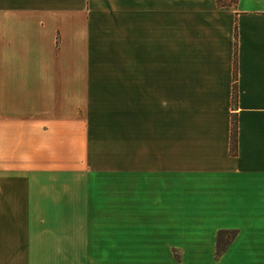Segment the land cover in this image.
Wrapping results in <instances>:
<instances>
[{
  "label": "crops",
  "instance_id": "0c3cea01",
  "mask_svg": "<svg viewBox=\"0 0 264 264\" xmlns=\"http://www.w3.org/2000/svg\"><path fill=\"white\" fill-rule=\"evenodd\" d=\"M0 264H264V0H0Z\"/></svg>",
  "mask_w": 264,
  "mask_h": 264
},
{
  "label": "rangeland",
  "instance_id": "374dc122",
  "mask_svg": "<svg viewBox=\"0 0 264 264\" xmlns=\"http://www.w3.org/2000/svg\"><path fill=\"white\" fill-rule=\"evenodd\" d=\"M222 1L224 2L225 0H222ZM109 98H110V100H111L110 102H112V104L110 106L104 107V109L106 110L105 111L106 114H105V117H103V118H105L104 121H106V122L103 123V125H104L103 129L115 130V133H118L119 135L122 136V131H123V129H122V126H123V106H122L123 92L122 91L110 92ZM115 133H113V134H115ZM122 141H123L122 137L118 138V139H116V138L103 139V140H101V145H103V146L114 145V144L122 145ZM106 150H107V147L101 148V154H106L107 153ZM109 156H110V153H109ZM232 234L236 235L235 232H232ZM232 237H233L232 235H229V236L224 235V237H223L224 242L225 241L226 242L231 241ZM215 257H216V255H215ZM220 258L216 257V259H220Z\"/></svg>",
  "mask_w": 264,
  "mask_h": 264
},
{
  "label": "trees",
  "instance_id": "16d2710c",
  "mask_svg": "<svg viewBox=\"0 0 264 264\" xmlns=\"http://www.w3.org/2000/svg\"><path fill=\"white\" fill-rule=\"evenodd\" d=\"M218 5L221 7H235L238 3V0H225L224 2L222 0H216ZM236 94H237V88L234 86L233 90V104L236 107ZM237 147V124L235 118L233 119V127H232V151L235 152ZM224 235H232L231 241L235 238V234L228 233V232H222L218 235L217 240V251H216V257L220 258L226 251L227 247L230 245L231 241L224 242Z\"/></svg>",
  "mask_w": 264,
  "mask_h": 264
}]
</instances>
